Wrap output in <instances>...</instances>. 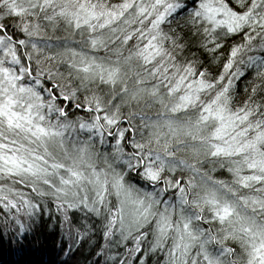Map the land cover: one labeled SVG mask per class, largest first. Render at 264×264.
<instances>
[{
  "label": "snow or ice",
  "instance_id": "1",
  "mask_svg": "<svg viewBox=\"0 0 264 264\" xmlns=\"http://www.w3.org/2000/svg\"><path fill=\"white\" fill-rule=\"evenodd\" d=\"M52 205L106 264H264V0H0V221Z\"/></svg>",
  "mask_w": 264,
  "mask_h": 264
},
{
  "label": "trees",
  "instance_id": "2",
  "mask_svg": "<svg viewBox=\"0 0 264 264\" xmlns=\"http://www.w3.org/2000/svg\"><path fill=\"white\" fill-rule=\"evenodd\" d=\"M115 2V0H114ZM191 6V0H187ZM205 66L211 62V57L196 47H192ZM216 66L213 65V68ZM254 80V73L247 74L236 83L237 103L248 94ZM135 182V181H134ZM73 218V229L69 232L62 218L54 210L45 211L37 218L30 230L19 236L14 231V225L8 226L0 221V264H106L105 257L99 255L103 247V238L96 222V229L83 240L76 237L75 228L84 219L83 212L70 213ZM95 221V218H92ZM123 252V248L114 249ZM163 264V254L157 253L150 257L148 264ZM110 264V262H108ZM138 264V261L135 262Z\"/></svg>",
  "mask_w": 264,
  "mask_h": 264
}]
</instances>
